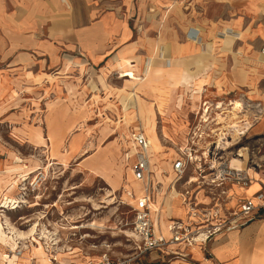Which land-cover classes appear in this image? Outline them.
Returning <instances> with one entry per match:
<instances>
[{
	"label": "crops",
	"instance_id": "obj_1",
	"mask_svg": "<svg viewBox=\"0 0 264 264\" xmlns=\"http://www.w3.org/2000/svg\"><path fill=\"white\" fill-rule=\"evenodd\" d=\"M66 1L70 8L69 1ZM70 1L80 2L78 7L75 4V9L80 11L78 21L64 20L68 12L65 3L59 0H0V118L6 115L2 114L3 108L15 100L17 91L30 88L35 94L43 95L41 89L48 88L54 78L64 74L70 63L79 61L81 65L91 66L89 68H98L99 74L107 77L122 73L124 79L135 82L137 80L128 77L127 72L134 76L137 73L143 75L145 65L147 67L153 58L155 68L160 70L155 78L177 66L179 74L190 83L186 84L177 101L172 99L166 104L170 112L175 111L177 122L185 123L178 132L172 129L177 141L167 131L171 136L167 139L175 145L186 143L194 114L205 96L218 100L238 99L243 103L247 109L243 124L249 130L240 145L248 140L251 130L264 121V0ZM168 13L171 14L167 20ZM154 18L160 21L151 23ZM191 30H195L197 36L191 37ZM148 79L145 75L144 80ZM194 82L198 88L202 86L199 91ZM185 106H188V112L185 118L180 119L177 112L184 110ZM133 132H142L150 140L145 129H135L130 135ZM257 135L260 137L255 143L260 147L251 152L248 147H243L246 151H243V162L235 159L231 163L233 167L248 170L257 181L244 191L233 186L230 192L234 197L230 206H236L238 198L253 197L261 189L259 181L264 180V131ZM158 137L162 144L161 137ZM127 145L123 160L131 171L136 157L132 146ZM161 149L155 152L149 148L154 184L161 186L164 192L166 188L163 195H154L153 203L156 199V206L160 205L162 211L159 213L153 208L152 217L157 231L170 237L169 223L173 219L184 218L186 210L179 198V188L173 184L175 174L172 167L177 152L174 150L170 160L166 158L158 165L155 155ZM256 162L262 163L263 167H255ZM8 170L2 172L7 173L5 175L0 172L3 181L0 204L20 193V188L14 186L15 182L6 184L7 179L32 177L35 173L25 169L20 172ZM164 170L167 173L164 174ZM142 193L143 189L137 195ZM168 201L176 204L175 207L169 205L171 212H168ZM21 212L7 210L4 223L10 221L14 225ZM6 245L3 251L11 254L15 248ZM147 255L151 257L149 264H264V217L251 220L241 229L216 236L204 248L189 250L186 258L167 255L164 251H153ZM88 258L81 257L77 250L60 255L63 264H89L91 259ZM0 264L53 263L43 248L36 246L26 248L19 259L11 256Z\"/></svg>",
	"mask_w": 264,
	"mask_h": 264
},
{
	"label": "rangeland",
	"instance_id": "obj_2",
	"mask_svg": "<svg viewBox=\"0 0 264 264\" xmlns=\"http://www.w3.org/2000/svg\"><path fill=\"white\" fill-rule=\"evenodd\" d=\"M68 1L70 8L64 4L68 12L64 20H80V11L75 9V4L78 7L80 2ZM157 21L159 18H154L151 23ZM78 62L70 63L64 74L54 78L48 88H42L43 95L24 88L3 108L2 114L6 115L0 118V172L7 174L2 172L8 167V172L22 169L35 172L32 177L6 180V184L13 181L19 188L21 184L26 183L30 188V182H39V190L34 194L28 192L25 196L28 201L13 209L21 210L23 216L14 225L10 221L5 225L11 224L26 232L35 226L38 234L48 230V241L71 247L81 257H89L90 262L108 252L114 258H132V264H149V255L137 257L132 199L126 194V188L132 187L140 193L142 186L134 182L123 153L130 133L135 129L144 130L148 125L162 139L163 148L155 155V163L160 165L164 159L170 160L177 147L167 138L172 136L177 141L172 129L178 132L185 123H178L175 111L170 112L166 104L172 99L177 101L190 83L179 74L177 66L155 78V64L151 75L146 76L147 81L144 80L146 65L143 75L131 70L136 74L133 80L137 81L133 82L124 79L121 72L107 77L99 74L98 68ZM186 108L178 110L179 118H185ZM260 131H264V121L251 130L243 147H248L250 152L260 147L255 143ZM2 184L0 177V188ZM159 189L161 186L157 185L154 195ZM167 205L168 212L171 205L176 206L169 201ZM263 217L261 213L255 215L254 221ZM35 239L39 240L35 235L30 248H43L42 242L36 243ZM0 242V261L6 258L1 254L5 253L4 243H11L12 248L19 245L28 248L21 241L16 245L9 238L2 239L1 232ZM207 257L211 256L207 254Z\"/></svg>",
	"mask_w": 264,
	"mask_h": 264
},
{
	"label": "built area",
	"instance_id": "obj_3",
	"mask_svg": "<svg viewBox=\"0 0 264 264\" xmlns=\"http://www.w3.org/2000/svg\"><path fill=\"white\" fill-rule=\"evenodd\" d=\"M190 36H197L195 30H191ZM246 111L238 99L218 100L205 96L202 100L194 114L186 143L176 145L177 157L172 167L175 174L173 184L179 188V198L186 215L182 219L171 220L168 225L170 237L157 231L152 217L157 186L150 167V141L142 132L130 135L127 144L132 146L136 157L131 165V172L135 180L143 183L141 195H137L133 188H126L127 196L132 199L130 207L137 257L153 251H164L167 255L186 258L194 246L204 248L216 236L243 228L264 209L263 179L259 181L261 189L253 197H240L236 206L229 205L234 197L230 192L233 186L243 190L257 181L248 170L231 165L233 158L243 161V145L239 143L248 132L243 124L246 121L243 118ZM255 167L261 168L263 164L256 162ZM163 173L167 171L164 170ZM38 183L30 182V188L26 183L21 184L18 197L4 200L0 204V213L4 215L7 205L8 210H13L23 204L22 201H28L26 194L38 191ZM46 232L41 231L36 237L42 242L47 258L53 264H63L60 255L74 250L71 247H60L59 242L48 241L50 238ZM34 241L38 242L36 239ZM32 243L29 240L27 247L30 248ZM171 246L178 248L173 249ZM19 249L17 253L21 255ZM132 260L114 258L104 252L98 261L89 264H132Z\"/></svg>",
	"mask_w": 264,
	"mask_h": 264
},
{
	"label": "bare ground",
	"instance_id": "obj_4",
	"mask_svg": "<svg viewBox=\"0 0 264 264\" xmlns=\"http://www.w3.org/2000/svg\"><path fill=\"white\" fill-rule=\"evenodd\" d=\"M59 1H61V0H59ZM61 2H63V3H65V4H67V1L65 0V1H61ZM147 64V63H146ZM153 66H154V64H153V59L151 58L150 60H149V62H148V64H147V67H146V71H145V75L146 76H148V75H151V73H152V70H153ZM156 74L158 73V72H160V70L159 69H155V71H154ZM153 72V73H154ZM127 75H128V77H130L131 79H133V74H131V73H129V72H127ZM127 81V80H126ZM137 96V95H136ZM141 104V103H140ZM143 108L141 107V110H142ZM144 110V109H143ZM143 110H142V112H143ZM150 110V109H149ZM153 109H151V111H152ZM149 112V111H148ZM155 112V111H154ZM145 115V114H144ZM143 115V116H144ZM151 115H155V113L153 114H151ZM246 115V114H245ZM250 117V116H249ZM144 118V117H143ZM146 118V117H145ZM145 118H144V120H145ZM244 118V117H243ZM147 119V118H146ZM141 120V119H140ZM148 120V119H147ZM151 120V117H150V119H149V121ZM147 122V121H146ZM144 123V122H143ZM153 125V124H152ZM145 126V125H144ZM153 127H148V125L144 128V129H146L147 130V134H149V138H150V140H151V142H152V145H151V147L153 148V150L155 151V152H159L160 151V149H161V146H162V144H161V142H160V140H159V137H158V135H157V133H156V131L154 130V129H152ZM248 130H249V128H248ZM149 140V141H150ZM151 142H150V144H151ZM150 147V148H151ZM244 151V150H243ZM244 153V152H243ZM239 160V161H241L239 158H233L232 159V163H233V160ZM236 162H238V161H236ZM241 162H243V161H241ZM235 163V162H234ZM15 166V165H14ZM17 166H19V165H17ZM21 166V165H20ZM9 168V167H8ZM7 168V169H8ZM12 168V167H11ZM20 168V167H19ZM14 169V168H13ZM14 171H16V170H14ZM18 171V170H17ZM20 172V171H19ZM167 175V174H166ZM9 176V175H8ZM135 181H137V180H135ZM23 182V181H22ZM137 182H140V181H137ZM174 182V181H173ZM141 184H142V187H143V183L142 182H140ZM139 183V184H140ZM255 184V183H254ZM136 191V190H135ZM160 191H161V193H160ZM165 192H166V188H165ZM164 189L162 188V189H159V192L157 193V195H159V193L161 194V195H163L164 193ZM178 194H179V192H178ZM160 199H162V198H160ZM22 202H25V201H22ZM162 202V201H161ZM160 206V205H159ZM159 206H156V199H155V202L152 204V207L154 208V209H157V210H159V213H160V210L162 211V207H159ZM0 207H1V205H0ZM2 207H6L5 205H2ZM7 209H8V205H7V207H6ZM1 216L2 217H0V232H1V234H2V238H3V236H5V237H10L11 238V240L13 241V243H15L16 245L17 244H21L20 243V241L21 242H23V243H25V241L27 240V239H30V240H33V238L35 237V235H36V233H37V227H33V228H31L30 230H28L27 232L26 231H20V230H18V229H16L14 226H12L11 224L10 225H8V227L5 225V223L3 222V220H4V216L5 215H2L1 214ZM8 224H9V222H8ZM167 230H168V227H167ZM133 235L135 236V234L133 233ZM9 242V241H8ZM7 242V243H8ZM1 243L2 242H0V245H1ZM4 243V242H3ZM7 243H4V244H7ZM11 244V243H10ZM26 244V243H25ZM31 245H33V243L31 244ZM20 246V245H19ZM18 246V248H15V249H13V250H11V254H9V253H5V254H3V256L4 257H6L5 258V260H8L9 258H11V256H16V258L17 259H19V257H20V255L17 253L18 252V249L19 250H21V253L23 254V252H24V250L26 249V248H22V246H20L19 247ZM23 246H24V244H23ZM197 248H200L199 246H194L192 249L193 250H196ZM44 250V249H43ZM263 251V250H262ZM42 260V259H41ZM49 260V259H48ZM44 261V260H43ZM43 261H41V262H43ZM50 261V260H49ZM51 262V261H50Z\"/></svg>",
	"mask_w": 264,
	"mask_h": 264
},
{
	"label": "trees",
	"instance_id": "obj_5",
	"mask_svg": "<svg viewBox=\"0 0 264 264\" xmlns=\"http://www.w3.org/2000/svg\"><path fill=\"white\" fill-rule=\"evenodd\" d=\"M260 213H261V214H264V209H262V210L260 211Z\"/></svg>",
	"mask_w": 264,
	"mask_h": 264
}]
</instances>
